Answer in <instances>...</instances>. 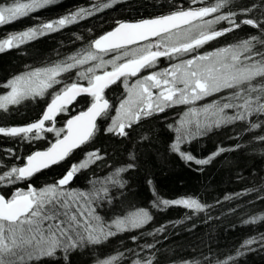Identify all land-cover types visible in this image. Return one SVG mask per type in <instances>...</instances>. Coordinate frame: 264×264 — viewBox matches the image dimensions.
I'll list each match as a JSON object with an SVG mask.
<instances>
[{"label": "snow or ice", "instance_id": "snow-or-ice-1", "mask_svg": "<svg viewBox=\"0 0 264 264\" xmlns=\"http://www.w3.org/2000/svg\"><path fill=\"white\" fill-rule=\"evenodd\" d=\"M56 2L0 0V27L31 17ZM116 2L112 0V3ZM230 3L231 0H215L209 5L205 0H190L185 6L184 0H177L172 5L174 10L166 15L136 22H118L111 32L92 41L89 49L82 54L52 66L31 69L9 80L4 87L10 91L0 95V111L8 112L12 105L45 95H49L50 100L37 121L25 126L0 127V134L31 142L43 139V133H54L56 139L47 150L28 155L22 166L14 165L0 172V186L30 181L36 174L60 164L74 150L91 142L98 130L97 119L108 117L112 109L105 99V89L118 81L127 89L126 98L120 101L107 131L127 136L126 129L141 120L184 106L176 126L170 124L168 127L176 132L172 151L179 153L187 162L206 165L216 156L229 151L219 147L209 157L197 159L181 150L182 143L191 142L213 129L239 121L245 124L244 131H264V0H260L259 5L253 3L242 8L240 12L225 13L223 10ZM111 6L105 3L95 7L96 11H101ZM254 12H259V17L249 15ZM92 14L91 10L80 8L55 20L42 21L23 31L8 33L0 38V53L58 32ZM213 14H216L213 19H206ZM222 21H226L228 26L217 29L215 26ZM242 26H250L255 34L226 47L201 51L210 42ZM109 53L117 54L105 60L104 56ZM162 58L175 62L160 69L158 66ZM90 61L95 63L77 72V81L66 83L61 79L63 74ZM131 78L135 80L130 83ZM81 80L86 81L87 86L79 83ZM57 85H60L58 89ZM50 89L54 90L49 92ZM81 95L91 97L87 110L67 119L64 127L56 128L57 116L68 112L69 106ZM210 97H213L210 102L199 103ZM253 117L256 119H251ZM46 122H49L47 126ZM254 139L264 144V135H256ZM102 159L98 150L88 152L84 159L72 164L62 178L51 184L34 187L28 183L26 189L17 187L11 195L0 193V264H52L58 253H63L65 264H70L69 256L73 251L89 245H101L120 233L142 229L153 219L145 208H134L111 221H106L99 212L105 202H112L109 185L123 188L125 181L119 176L135 167L132 163L117 168L103 180L97 178L90 181L91 188L88 190L70 186L78 173ZM260 199L264 200V197ZM152 206L160 210L182 206L194 212L210 207L194 197L166 200L158 196ZM260 221H264V215L243 223ZM162 231L163 227L148 235ZM131 239L136 241L137 237L132 236ZM254 244L264 248V233L245 239L240 249L254 251ZM143 247L153 249L155 245L145 244ZM240 249L237 250V257L245 254ZM122 257L123 253H118L99 259L97 264H118ZM235 259L229 256L217 264H229ZM154 260L153 256L146 260H133L132 264H154ZM182 264L199 262L186 260Z\"/></svg>", "mask_w": 264, "mask_h": 264}, {"label": "trees", "instance_id": "trees-1", "mask_svg": "<svg viewBox=\"0 0 264 264\" xmlns=\"http://www.w3.org/2000/svg\"><path fill=\"white\" fill-rule=\"evenodd\" d=\"M185 2L186 0L184 5ZM214 2L215 0H205L209 5ZM259 2L260 0H231L223 11L240 12L253 3L259 5ZM105 3L112 6L96 11V5ZM175 3L177 0H117L116 3H112V0H57L55 4L39 10L31 17L0 27V38H3L8 33L23 31L42 21L55 20L80 8L89 9L93 13L58 32L0 53V95L5 93L4 84L13 77L82 54L89 49L92 41L111 32L118 22H134L166 15L174 10L172 5ZM249 15L259 17L260 14L254 12ZM227 26L224 21L223 27ZM252 34H255L254 29L242 26L220 37L221 40L213 49L234 44ZM83 68L85 67L73 69L70 73L63 74L61 79L66 83L77 81L76 73ZM79 83L87 85L83 80ZM59 87L60 85L56 86L57 89ZM53 90L50 89L49 92ZM212 99L213 97L205 103ZM49 100L50 96L45 95L43 98L37 97L11 106L8 112L0 111V127L25 126L37 121ZM90 102L91 97L78 99L71 115L85 111ZM178 116L179 112L168 109L164 113L145 118L126 129L127 136L109 133L107 128L111 124L110 120L106 117L100 119L91 142L74 151L60 164L36 174L30 181L8 187L0 186V193L11 195L17 187L26 189L28 183L34 187L51 184L62 178L72 164L84 159L86 153L98 150L103 159L78 173L70 186L88 190L91 188L90 181L97 178L103 180L117 168L132 163L135 167L119 176V179L125 181L123 188L109 185L113 194L112 202H105L99 212L106 221H111L134 208H145L150 211L153 219L142 229L120 233L101 245H89L73 251L69 256L70 264H97L99 259L118 253H123L118 264H132L133 260H146L153 256L154 264H182L186 260L198 261L199 264H217L218 261L227 260L229 256L236 257L229 264H264V248L259 244L252 245L254 251L240 249L242 241L264 233V221L243 223L252 217L264 215V200L260 199L264 197V191H247L253 188L264 189V144L254 139L256 135H264V131H244L245 124L238 121L233 125L213 129L191 142L182 143L181 150L197 159L209 157L219 147L229 149L216 156L209 164L197 165L185 161L171 149L176 132L168 125L176 126ZM67 118L57 119L55 127H64ZM42 135L43 139L28 142L0 134V172L14 165L22 166L28 155L47 150L56 137L54 133ZM157 196L166 200L194 197L210 207L202 212H194L182 206L160 210L152 206ZM226 197L230 198L225 199ZM161 227L164 231L148 235ZM132 236L137 237L136 241L131 239ZM145 244H154L155 248H144ZM238 249L245 251V254L237 257ZM55 262L65 264L63 253H58L52 264Z\"/></svg>", "mask_w": 264, "mask_h": 264}, {"label": "flooded vegetation", "instance_id": "flooded-vegetation-1", "mask_svg": "<svg viewBox=\"0 0 264 264\" xmlns=\"http://www.w3.org/2000/svg\"><path fill=\"white\" fill-rule=\"evenodd\" d=\"M189 3H190V0H186V2H185V6H188ZM192 6H193V7H197V6H201V5H192ZM215 15H216V14H213V16H209V17H207L206 19H213ZM223 23H224V21H222L220 24L216 25L215 27H216L217 29H220V28L223 27ZM220 40H221V38L219 37V38H217L216 41L210 42V44H209V45H206L204 49H201V51H211V50H214L213 47H214L215 45H217V44L219 43ZM116 54H117V53H109V54H107V55L104 56V59H105V60H109V59L112 58L113 55H116ZM174 62H175V61H171V62H170V61H168L166 58H162V59L160 60V62H159V66H158V67H159L160 69H163V68H165V67H168L170 63H174ZM93 63H94V62H93ZM91 64H92V62H91ZM88 65H90V64L88 63ZM143 74L146 75L147 73H143ZM134 80H135V78H131L129 82L131 83V82H133ZM84 86H87V85H84ZM126 92H127V89H126L125 85H124L123 83H121L120 81H118L116 84L110 85L107 89H105V93H104L105 99H107V100L109 101L110 105L112 106V109H111V111L109 112V116L106 117L107 120H110V122H111V117H115L116 114H117V109H118V107H119V103H120V101H121L122 99L126 98ZM83 97H89V96H82V97H80V98H78V99H81V98H83ZM211 98H212V97L207 98L205 101H201V102H199V103L203 104V103H205L208 99H211ZM78 99H77V100H78ZM77 100H76L75 102H73V105H70V106H69V111H68V112L59 114V115L57 116V119H61V118H62V119H66L67 117H68L67 119H69V118H71L72 116H74V115H71V111H72V108L75 106ZM183 107H184V106H179V107L171 108V109L174 110L175 112H179V116H180ZM86 110H87V109H86ZM77 114H78V113H77ZM75 115H76V114H75ZM179 116H178V117H179ZM57 119H56V121H55V125H56V123H57ZM48 124H49V122H46V126H47Z\"/></svg>", "mask_w": 264, "mask_h": 264}, {"label": "rangeland", "instance_id": "rangeland-1", "mask_svg": "<svg viewBox=\"0 0 264 264\" xmlns=\"http://www.w3.org/2000/svg\"><path fill=\"white\" fill-rule=\"evenodd\" d=\"M91 62H92V61L89 62L90 65L85 64V65H83V66H81V67H85V68L90 67V66L93 64V62H92V64H91ZM94 63H95V62H94ZM83 69H84V68H83ZM7 91H10V89H6V90H5V92H7ZM12 106H14V105H12ZM10 107H11V106H10Z\"/></svg>", "mask_w": 264, "mask_h": 264}, {"label": "water", "instance_id": "water-1", "mask_svg": "<svg viewBox=\"0 0 264 264\" xmlns=\"http://www.w3.org/2000/svg\"><path fill=\"white\" fill-rule=\"evenodd\" d=\"M134 22H136V21H134ZM82 96H87V95H81V96L77 97V99L80 98V97H82ZM77 99H76V100H77ZM74 102H75V101H74ZM85 111H86V110H85ZM76 115H77V114H76ZM99 120H100V118L97 119V123H98ZM79 149H80V148H79ZM76 150H78V149H76ZM76 150H74V151H76ZM43 151H45V150H43ZM53 166H54V165H53ZM51 167H52V166H51Z\"/></svg>", "mask_w": 264, "mask_h": 264}]
</instances>
